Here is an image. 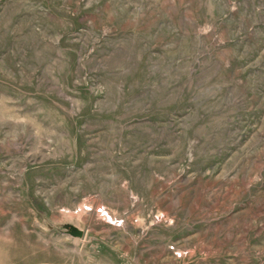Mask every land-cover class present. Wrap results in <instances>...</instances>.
<instances>
[{
    "label": "rangeland",
    "instance_id": "374dc122",
    "mask_svg": "<svg viewBox=\"0 0 264 264\" xmlns=\"http://www.w3.org/2000/svg\"><path fill=\"white\" fill-rule=\"evenodd\" d=\"M0 264H264V0H0Z\"/></svg>",
    "mask_w": 264,
    "mask_h": 264
},
{
    "label": "water",
    "instance_id": "95a60500",
    "mask_svg": "<svg viewBox=\"0 0 264 264\" xmlns=\"http://www.w3.org/2000/svg\"><path fill=\"white\" fill-rule=\"evenodd\" d=\"M68 229H69V232H70L71 235H73V236L80 235V230L78 228H76V227H74L72 225H69Z\"/></svg>",
    "mask_w": 264,
    "mask_h": 264
}]
</instances>
